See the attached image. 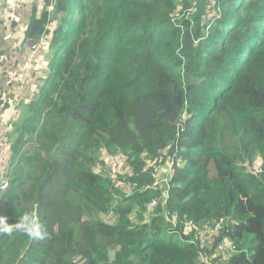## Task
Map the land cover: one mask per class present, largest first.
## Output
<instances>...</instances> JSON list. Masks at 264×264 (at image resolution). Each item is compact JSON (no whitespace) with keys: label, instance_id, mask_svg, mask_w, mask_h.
I'll list each match as a JSON object with an SVG mask.
<instances>
[{"label":"trees","instance_id":"trees-1","mask_svg":"<svg viewBox=\"0 0 264 264\" xmlns=\"http://www.w3.org/2000/svg\"><path fill=\"white\" fill-rule=\"evenodd\" d=\"M215 1L214 15L208 0L32 6L5 57L46 33L47 68L35 64L11 112L0 87L11 150L0 215L35 211L48 238L0 235V264H264V0ZM173 140L181 166L147 209L160 187L145 163ZM103 150L133 174L114 182ZM221 216L235 224L201 243Z\"/></svg>","mask_w":264,"mask_h":264},{"label":"built area","instance_id":"built-area-1","mask_svg":"<svg viewBox=\"0 0 264 264\" xmlns=\"http://www.w3.org/2000/svg\"><path fill=\"white\" fill-rule=\"evenodd\" d=\"M10 2V11L8 16L0 18V87L4 88L6 98L9 100V110H14L19 105V98L24 94L30 78L33 75V69L37 63V59L40 54L48 47L51 38L50 35L44 33L34 43H27L23 51H19L17 61H9L5 57L7 51L6 42L13 40L16 35L24 29L26 16L31 11L34 0H8ZM209 6L213 9L215 7V0H208ZM49 2L51 9H53L52 0H46ZM196 9L195 2H193L187 9H185L180 16L186 13H192ZM214 12V10H213ZM177 16V17H180ZM17 46V43L15 44ZM14 46V47H15ZM9 51V50H8ZM37 65V64H36ZM5 117L0 104V192H4L8 187L7 177L5 176V159L3 158L2 146L5 136ZM180 148L177 140L168 142L160 148L158 156L152 160H147L145 169L150 168L152 171V184L153 186H159L161 189V197L164 200L168 197L169 180L171 178V172L175 166H181L179 157ZM106 168L110 177L115 181L120 175L130 176L133 171L128 167L126 163V157L122 154H117L106 159ZM156 204V199H152L148 208H153ZM173 225H176V216H172L169 219ZM178 223L185 225L187 229L193 228V223L189 220H180ZM177 223V224H178ZM225 224L233 225L235 221L230 216H221L213 221L212 225L198 229L201 243L211 241V238L219 232L221 226ZM221 249L229 251L228 257L232 254L233 249L230 246V241L224 240L221 243ZM226 258V255H222ZM208 257L204 254L199 255V263L206 261Z\"/></svg>","mask_w":264,"mask_h":264},{"label":"clouds","instance_id":"clouds-1","mask_svg":"<svg viewBox=\"0 0 264 264\" xmlns=\"http://www.w3.org/2000/svg\"><path fill=\"white\" fill-rule=\"evenodd\" d=\"M216 2V1H215ZM208 4H209V1H208ZM215 6H216V3H215ZM210 7V12H211V14L212 15H214L215 14V8L216 7H214V9L211 7V6H209ZM213 10H214V12H213ZM32 44V43H31ZM48 48V47H47ZM46 48V49H47ZM24 49H26L24 46H23V48L21 49V51H23ZM45 49V50H46ZM10 112L12 111V110H9ZM8 111V112H9ZM4 117H5V114H4ZM187 117V112H183V114H182V119L184 120L185 118ZM182 120V121H183ZM182 123V122H181ZM6 144V140H4V144H3V146H2V150H3V147H4V145ZM167 144V143H166ZM179 145V144H178ZM164 146V145H163ZM162 146V147H163ZM179 148H180V146H179ZM159 153V152H158ZM119 154H122V153H119ZM117 155V154H116ZM122 155H124V154H122ZM112 156H114V155H112ZM112 156H109L108 155V157H112ZM125 156V155H124ZM10 157H11V150H10V146H9V157H8V159H7V162H8V160L10 159ZM107 157V158H108ZM126 157V156H125ZM106 158V159H107ZM106 159H105V162H104V164L106 163ZM104 160V159H103ZM126 163H127V161H126ZM146 164V163H145ZM4 165H5V173H7L6 172V166H7V163H6V161L4 162ZM105 167H106V164H105ZM128 167H129V165H128ZM130 168V167H129ZM106 171H107V174H108V176L110 177V175H109V172H108V170H107V168H106ZM171 174H172V172H171ZM5 176H6V174H5ZM120 176H125V177H128V176H126V175H120ZM119 176V177H120ZM118 177V178H119ZM111 178V177H110ZM117 178V179H118ZM112 179V178H111ZM116 179V180H117ZM113 180V179H112ZM116 180L114 181V182H116ZM7 181H8V178H7ZM170 181V180H169ZM127 185H129L128 183H127ZM8 187H9V185H8ZM8 187H7V189H8ZM6 189V190H7ZM5 190V191H6ZM4 191V192H5ZM0 193H3V192H0ZM152 199H156V204L153 206V208L161 201L162 203H165V200L163 201V199H162V197H161V189H160V197H154V198H152ZM151 199V200H152ZM150 200V201H151ZM149 201V202H150ZM149 202L147 203V206H146V208L147 209H152V208H148V204H149ZM166 216V218H167V220H168V222L169 223H171L172 224V222L169 220L170 219V217H168L167 215H165ZM172 216H176L175 214H173ZM171 216V217H172ZM131 217H134V214H132L131 215ZM180 220H177L176 219V224L179 222ZM14 233H20V234H23V235H25V236H27L30 240H32V241H43V240H45L46 238H48V232H47V230L45 229V227H44V225L42 224V222H41V220H40V217L38 216V214L35 212V211H25L24 213H22L21 215H19V216H17V219H16V222H14V223H10L9 222V218L6 216V215H0V235H6V236H12ZM114 256H115V254L113 253V252H109V254H108V259H109V261H111V260H113L114 259Z\"/></svg>","mask_w":264,"mask_h":264},{"label":"rangeland","instance_id":"rangeland-1","mask_svg":"<svg viewBox=\"0 0 264 264\" xmlns=\"http://www.w3.org/2000/svg\"><path fill=\"white\" fill-rule=\"evenodd\" d=\"M55 2H56V0H52V3H53V9L50 10V9H51V6L49 5L50 3H49V2H46V0H34V3H33V10H34V8H35V6H36L35 11H36L37 13L40 12L41 10H46V11L48 12L49 16H50V15L52 16V14H53L54 11H55ZM9 11H10V2H9L8 0H0V15H1L3 18H5L6 16H8ZM208 12H209V11H208ZM193 13H194V12H193ZM193 13H191V14H193ZM206 13H207V11H206ZM191 14L186 13V14H183V16H184V17H187L188 15H191ZM210 14H211V13H210ZM48 47H49V45H48ZM44 52H45V49H44V51H43L40 55H42ZM37 65H38V72H37V75H39V74H40V75L43 74V73L46 71V68H47V67L43 70V68H44V64H43L42 62H38ZM7 140H9L8 137H7ZM9 143H10V141H9ZM9 143L6 142V144H5L4 147H3V158L5 159V161H6L7 164H8L7 159H8V157H9ZM101 155H102V158H103L104 160L108 157V155L106 154V152H105L104 150L102 151ZM256 164H257V163H256ZM219 253H220L221 255H223V253H224V254L227 256V255L229 254V251H224V250H222V249H219Z\"/></svg>","mask_w":264,"mask_h":264}]
</instances>
